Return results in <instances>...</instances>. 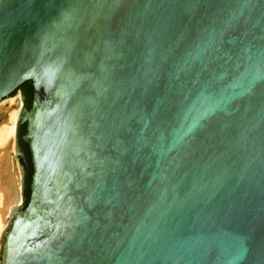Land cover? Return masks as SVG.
<instances>
[{
  "label": "water",
  "instance_id": "obj_1",
  "mask_svg": "<svg viewBox=\"0 0 264 264\" xmlns=\"http://www.w3.org/2000/svg\"><path fill=\"white\" fill-rule=\"evenodd\" d=\"M24 83L0 264H264V0H0Z\"/></svg>",
  "mask_w": 264,
  "mask_h": 264
},
{
  "label": "bare ground",
  "instance_id": "obj_2",
  "mask_svg": "<svg viewBox=\"0 0 264 264\" xmlns=\"http://www.w3.org/2000/svg\"><path fill=\"white\" fill-rule=\"evenodd\" d=\"M18 101V102H17ZM22 100L21 96H17L16 98H7V100H2L0 101V111L5 107V105H11L13 108L8 110L6 113V119L5 123L0 126V159L6 158V153L7 150H9L10 154L12 155V159L14 162L15 159V136H16V129H17V123H18V118L21 112L22 108ZM17 104V107L15 108ZM14 169L15 173L18 179V202L15 205V207L10 209V212L8 214L1 213L2 210V200L3 196L0 191V239L1 236L7 227L10 216L13 213L15 209L21 206L22 204V194H21V189H22V184H21V171L19 168V165L14 162ZM1 246V244H0Z\"/></svg>",
  "mask_w": 264,
  "mask_h": 264
},
{
  "label": "trees",
  "instance_id": "obj_3",
  "mask_svg": "<svg viewBox=\"0 0 264 264\" xmlns=\"http://www.w3.org/2000/svg\"><path fill=\"white\" fill-rule=\"evenodd\" d=\"M21 88H22L23 96L25 98L23 107L25 110H29L32 102V88L29 84L27 85V83H24ZM24 133H25V124L21 125L18 130L19 142L21 144L22 151L25 154V158L28 166L27 173L25 176V189H24V202H23V205L25 207L30 196V181L32 176V166H31V157L28 147L25 143H23L22 140V136L24 135Z\"/></svg>",
  "mask_w": 264,
  "mask_h": 264
},
{
  "label": "flooded vegetation",
  "instance_id": "obj_4",
  "mask_svg": "<svg viewBox=\"0 0 264 264\" xmlns=\"http://www.w3.org/2000/svg\"><path fill=\"white\" fill-rule=\"evenodd\" d=\"M23 85V84H22ZM22 85L18 88V90H15L11 95H10V97L12 98L14 95H15V93L16 92H19L20 94H21V96L23 97V103H22V106L24 105V100H25V98H24V96H23V93H22ZM27 85H28V83H27ZM24 123H18V125H17V130H16V135H17V145H18V148H19V151H20V158H21V162H22V167H23V192H22V201L24 202V189H25V176H26V173H27V169H28V166H27V162H26V158H25V154L23 153V151H22V148H21V144H20V142H19V138H18V130H19V127L21 126V125H23ZM24 135H25V133H24ZM24 135L22 136V140H23V137H24ZM23 143H25L24 141H23ZM26 144V143H25ZM27 145V144H26ZM28 147V146H27ZM29 150V149H28ZM32 166V165H31ZM30 183H31V181H30ZM22 208H24V205H22Z\"/></svg>",
  "mask_w": 264,
  "mask_h": 264
},
{
  "label": "rangeland",
  "instance_id": "obj_5",
  "mask_svg": "<svg viewBox=\"0 0 264 264\" xmlns=\"http://www.w3.org/2000/svg\"><path fill=\"white\" fill-rule=\"evenodd\" d=\"M21 96V94L19 93V92H16L15 93V95L12 97V98H16L17 96ZM11 98V97H10ZM5 100H7V99H5ZM22 108H23V106H22ZM22 108H21V110H22ZM14 162H16V164H18V161H17V159H14ZM19 165V164H18ZM20 168V167H19ZM21 179H22V177H21ZM22 205H23V201H22V204H21V206L20 207H22Z\"/></svg>",
  "mask_w": 264,
  "mask_h": 264
}]
</instances>
